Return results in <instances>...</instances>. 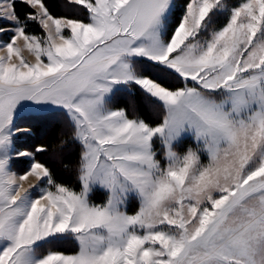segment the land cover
<instances>
[{
    "label": "snow or ice",
    "instance_id": "6c2138e0",
    "mask_svg": "<svg viewBox=\"0 0 264 264\" xmlns=\"http://www.w3.org/2000/svg\"><path fill=\"white\" fill-rule=\"evenodd\" d=\"M14 2L0 0V264H264V0H68L86 20L20 0L39 9L23 22ZM118 86L160 122L111 107ZM24 102L66 115L78 191L15 151Z\"/></svg>",
    "mask_w": 264,
    "mask_h": 264
},
{
    "label": "trees",
    "instance_id": "16d2710c",
    "mask_svg": "<svg viewBox=\"0 0 264 264\" xmlns=\"http://www.w3.org/2000/svg\"><path fill=\"white\" fill-rule=\"evenodd\" d=\"M240 1L242 0H232L234 5ZM184 2L185 0H177L178 5ZM44 3L49 12L55 17L86 20V13L66 0H44ZM14 9L22 22L25 21L27 14L35 12L34 9L20 2V0H15ZM27 31L32 34L43 35V30L31 20H27ZM162 82L172 88L182 86V81L172 77H162ZM110 106L114 109L125 110L129 118H142L153 126L162 119L161 110L156 108L153 102L140 92L136 86H132L130 89L126 87L116 92ZM15 126L29 131V133L22 132L15 136V151L30 150L38 161L44 163L51 170L56 182L78 191L77 168L80 146L72 139V126L67 117L58 111L28 114L18 117ZM41 146L46 151L36 153L35 149ZM27 164L25 159L12 161V167L16 166V171L19 172V169L25 170ZM104 200V193H94V203H103ZM57 249L72 253L76 250V245L73 242V246H58Z\"/></svg>",
    "mask_w": 264,
    "mask_h": 264
},
{
    "label": "rangeland",
    "instance_id": "374dc122",
    "mask_svg": "<svg viewBox=\"0 0 264 264\" xmlns=\"http://www.w3.org/2000/svg\"><path fill=\"white\" fill-rule=\"evenodd\" d=\"M67 2H68V0H66ZM238 2V1H237ZM240 2H242V1H240ZM239 2V3H240ZM69 3V2H68ZM227 3H228V5H229V7H231L232 5H234V3L232 2V0H227ZM238 3V4H239ZM236 5V4H235ZM7 5H5V7H6ZM33 9V8H32ZM35 10V12H38L39 11V9H34ZM216 19V27L217 28H219L220 26H222L223 24H225L226 23V19H227V13H225V14H223V15H220V16H218V17H216L215 18ZM33 22V21H32ZM224 22V23H223ZM0 23H4L3 21H0ZM34 23H36V22H34ZM37 24V23H36ZM38 25V24H37ZM39 26V25H38ZM40 27V26H39ZM43 30V29H42ZM66 34H67V30H66ZM18 43H20V45L22 46L23 45V42L22 41H20V42H18ZM4 53H0V55H3ZM23 55L25 56V58L29 61V62H34V57H32L29 53H27V52H24L23 53ZM120 89H123V88H126L125 86H118ZM54 111H58V112H61L64 116H66L65 114H64V112L62 111V110H59V109H56V108H54V107H49V106H37V105H35V104H32L31 102H24V108L22 109V110H20L18 113H17V115H16V117H15V120H14V124H15V121H16V119L18 118V117H20V116H23V115H28V114H39V113H48V112H54ZM22 132H25V133H29V131L28 130H26V131H22ZM22 132H20V133H22ZM19 134V133H18ZM14 139H15V137H14ZM187 146V144L186 145H183V146H181V150H183V148L184 147H186ZM19 151H28V152H31L30 150H19ZM16 159H25L26 160V162L28 163L27 165V168L24 170H22V169H19L20 170V172L19 171H16V166H14V167H12V161L13 160H16ZM29 163H30V161H29V159L27 158V157H16L15 156V152H13V155H12V160L10 161V166H11V169H12V171H14V172H18V173H23V172H25L27 169H28V167H29ZM17 169H18V167H17ZM40 182L39 181H35V179L34 178H32V177H30L29 178V180L28 181H26V182H24V187L25 188H28L29 187V185H34V184H39ZM93 195L94 194H92L91 195V199H92V202H93ZM105 195V194H104ZM136 207H137V205H136V202H132V204H130L129 205V208H128V211H129V214H133L135 211H136ZM73 242L74 241H67V242H63V243H60V244H58V246H62V247H69V246H73ZM75 243V242H74ZM57 246V247H58Z\"/></svg>",
    "mask_w": 264,
    "mask_h": 264
},
{
    "label": "crops",
    "instance_id": "0c3cea01",
    "mask_svg": "<svg viewBox=\"0 0 264 264\" xmlns=\"http://www.w3.org/2000/svg\"><path fill=\"white\" fill-rule=\"evenodd\" d=\"M36 181V180H35Z\"/></svg>",
    "mask_w": 264,
    "mask_h": 264
}]
</instances>
